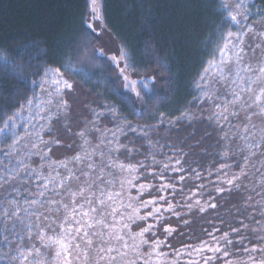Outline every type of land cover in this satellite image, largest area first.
I'll use <instances>...</instances> for the list:
<instances>
[{
    "label": "trees",
    "instance_id": "obj_1",
    "mask_svg": "<svg viewBox=\"0 0 264 264\" xmlns=\"http://www.w3.org/2000/svg\"><path fill=\"white\" fill-rule=\"evenodd\" d=\"M97 3L101 19L91 12L89 0H0V58L8 62L5 69V60L0 59V128L6 116L19 110L26 99L40 98L16 118L15 127L9 121L8 128L0 132V264H35L41 259L53 264L55 247L42 246L49 243L47 236L54 235L48 226L59 232L57 224L72 208L66 188L58 189L57 195L51 191L53 185L42 187L53 167L60 173L58 180L68 174V169L80 177L64 182L72 192L88 187L83 182L89 177L81 175V170L95 179L101 168V174L119 190L120 180L129 175L119 169V163L138 169L136 185L153 186L142 198H155V207L161 209L160 219L149 218L147 223L155 225V238L165 241L160 251L166 253L163 259L167 264L173 260L177 264H203L207 257H213L209 264H253L252 257L257 262L264 259V253L245 251L264 247L259 239L264 236V148L256 147L264 118L252 117L254 124L261 123V128H255L245 120V111L239 105L234 108L229 103L233 99L231 88H235L229 84L237 79L234 70L224 85L212 79L199 80L224 33L247 32L249 26L257 32L264 30V0H243L248 19L238 17L240 26L225 18L220 0ZM228 3L231 5V0ZM100 31L115 43V55L105 53ZM243 40L241 47L248 48H244L248 53L245 57L253 56V62L264 63V36L248 33ZM258 43L261 47L255 48ZM249 45L255 48V54ZM21 52L22 58L17 55ZM45 68L60 69L63 79L73 86L63 92L67 101L64 110L47 104L44 107L49 112L36 108L37 103L49 98L39 86L44 79L50 84L52 76L44 77ZM129 81L136 82L140 97L125 86ZM197 82L206 87L197 88ZM49 84L43 86L53 93L55 103L56 93ZM241 95L248 100L247 94ZM76 98L82 103L81 110L75 108ZM225 106L229 113L239 111V115L226 113L227 120L214 116ZM50 115L54 118L49 124ZM38 132L51 147L44 159L41 149L46 148ZM13 139L20 142L9 149ZM53 140L59 143L52 144ZM124 146L132 150L130 155L124 154ZM85 148L95 154L83 162L69 163L68 169L59 167V162L70 161ZM87 163H93L97 171L91 172ZM164 184L169 187L157 191ZM91 191L100 195L94 186L85 195ZM40 192L45 195L40 196ZM129 194L135 197L137 189L131 188ZM33 200L39 203H31ZM77 201L83 203L79 197ZM168 203L178 216L167 211ZM212 204L216 207H210ZM148 211L142 209L141 215ZM162 225L176 231L168 235ZM133 230L139 229L133 225ZM41 232L46 234L43 241ZM225 234L233 244L226 243ZM146 236L152 239L151 233ZM202 241L222 251L198 255L193 248ZM37 249L40 256L35 255ZM178 251L182 254L177 257ZM97 258L90 252L87 262L81 256L73 264H93ZM133 258L129 253L127 259Z\"/></svg>",
    "mask_w": 264,
    "mask_h": 264
},
{
    "label": "snow or ice",
    "instance_id": "obj_2",
    "mask_svg": "<svg viewBox=\"0 0 264 264\" xmlns=\"http://www.w3.org/2000/svg\"><path fill=\"white\" fill-rule=\"evenodd\" d=\"M91 12L94 14L96 19H101L99 6L97 0H89ZM220 9L226 12V19L230 20L232 24L240 26L242 21L238 17H243L244 20H247L246 15L248 9L243 7V0H231V5H229L228 0H220ZM88 28H92L91 24L87 25ZM248 33H252L254 36H264V30L259 32L255 31L251 26L248 27L247 32H233L231 30L224 33L221 37L220 43L216 45V50L213 53L212 57L207 61L206 66L203 68L202 73L199 76V80L212 79L216 83L224 85L228 83V77L233 72V66L235 67V77L237 79H232L229 87L235 85V88H231L230 95L233 97L229 103L235 108L239 105L245 111V120L251 122L253 116H259L264 118V63H260L258 68L252 67V65H244V57L248 55L245 52V49L241 47L244 43L243 37ZM231 45V49H230ZM252 48L253 54H255V48H260V44H256L255 48L252 45H249ZM22 58L23 53L17 54ZM124 52L121 50V57L123 58ZM4 59L5 63L3 68H8V62L6 58ZM115 60L116 58L113 57ZM243 65V66H242ZM241 72L244 73H255V75L248 76L245 78L241 75ZM51 73V80L49 84L48 79H44L43 83L39 86L43 92L47 93L49 97L46 101H41L36 104V108L41 112H49L50 110L44 107L45 104L53 105L58 110H64L67 108V101L63 99V92L65 89L71 91L72 84L67 80L63 79V73L60 69H49L45 68L44 77H49ZM128 77L125 76V80ZM35 83V81H34ZM49 84L50 87H53L56 93L55 103L53 101V93L49 92L47 88L43 85ZM253 85H258V88H254ZM126 87H130L133 91L136 92L137 97H140L141 93L136 91V82L129 81ZM197 88L206 87V85H200L199 82L196 84ZM144 88L148 89V85L144 84ZM151 91V89H148ZM219 91V90H217ZM242 93L248 95V100H244ZM208 99H211L209 96ZM40 100L39 97H33L26 99L23 104L19 106L13 115H8L4 119V127L0 128V132H4L8 128V122L12 121L13 126L15 127V120L23 112L28 111V109L34 104L35 101ZM243 100V103L241 101ZM250 101V102H249ZM202 102V101H201ZM220 107V105H216ZM252 109L249 114L248 110ZM238 116L239 111H232L229 113L228 107L225 106L223 111L220 113H214V116L217 118L222 117L227 120L228 115ZM40 115V112H37V116ZM54 117L51 115L48 117L49 124ZM161 119L163 115L161 114ZM44 128V126H41ZM235 127V126H234ZM255 127V125H253ZM50 131V129H45ZM132 131H135L133 128ZM244 132H249L248 125H244ZM81 137L84 136L83 132L78 133ZM115 135V134H114ZM253 136L257 133L253 132ZM40 143L45 144V149H41L44 155L41 156V159L47 155V151H51V147L48 146V142L43 140V136L40 133H37ZM260 140L256 143V147L264 148V129H261L259 132ZM247 139V137H245ZM19 139H13V143L9 145V149L14 148L16 144H19ZM58 140H53L52 144H58ZM84 144L87 145V139L84 140ZM34 147H39V144L33 142ZM71 147V145H69ZM126 148L124 153L126 156L131 154V149ZM119 150L118 148L116 149ZM95 153H89L85 148L83 153H78L76 156L72 157L70 161H61L59 162V167L68 169V164L72 162H83L86 159H89ZM255 154V153H253ZM264 154V153H262ZM247 159V158H246ZM55 163V162H54ZM106 167L112 168V164H107ZM118 167L121 171L128 172V177L122 178L120 180V188L116 190L115 184L113 181H109L101 173L104 171L103 168L100 169V172H97L96 178L91 179V173L81 170V175L89 177L83 183L86 184L87 188H79L77 191L72 192L70 188L65 185V181H70L73 178L79 180L80 177L76 176L75 173L68 169V174L60 177V173L56 167L52 168V172L48 176L44 177L45 183L42 184L44 189H48L49 185H53L51 191L59 195L60 192L58 189H67L72 197L71 204V213L61 217L60 222L57 224L59 232L56 228H53L52 225H49V229L54 233L52 236H47L49 243L42 244L43 247H55V259L53 264H73V260H79L81 256L84 258L85 262L89 260L90 252H95V255L98 257L93 261V264H101V261H106V264H167L165 259L166 253L160 251V249L165 245V241L156 239L155 225L147 223L149 218L153 220L160 219L161 209L155 207L157 201L153 199H143L145 192L151 193L152 187L148 184H139L136 185L134 182L139 180V175H136L138 169L134 165H125L119 163ZM141 167L143 165L141 164ZM167 167V165H165ZM86 168L90 169L91 172H96V166L93 163H87ZM52 173H55L53 175ZM246 175V173H244ZM237 179L239 177H236ZM183 179V177H181ZM231 184L232 180L227 181ZM111 185V188H109ZM125 185H128V188H125ZM95 187L99 191L100 195L96 196L95 191H91L90 195H85L86 191ZM135 187L137 189V195L133 197L130 195V189ZM169 185L164 184L157 191L168 188ZM40 196H44V192L39 193ZM77 197L83 200V203H78ZM94 197V199H93ZM125 197L127 202H125ZM159 199H165L163 196H160ZM51 202V201H50ZM31 203H39V201L33 200ZM198 204L199 201H196ZM87 205V209H85ZM67 209L68 205L64 206ZM190 207V206H189ZM210 207L215 208L216 205L212 204ZM142 209H150V211L141 215ZM204 211V208L200 209ZM167 211L174 212L173 206L171 203H168ZM7 215V212L5 213ZM79 216L77 219L76 217ZM111 217V222L108 221V218ZM144 223L141 224L140 222ZM55 224L56 221L54 220ZM133 225L138 228V231L133 230ZM99 226V230L97 229ZM164 232L171 235L176 229L171 228L170 226L162 225ZM233 231H238V229H233ZM151 233L152 239L150 240L146 234ZM45 233L41 232L39 234L40 239L43 241L45 239ZM212 235V233H209ZM31 238V237H30ZM223 239L227 244H233L231 239H228L227 234L224 235ZM259 239L264 242V236L259 237ZM82 244L85 247H82ZM171 247V245H168ZM185 247H191L185 245ZM193 251L198 255L205 252H214L220 253L222 249L218 246H208L207 241H202L199 247L193 248ZM245 251L251 252H260L264 253V247L257 248L253 246L250 250L245 248ZM129 253L134 257L133 259H127ZM33 253L29 251V255ZM179 251L177 252V257L181 255ZM23 255V253H21ZM36 256H40L41 253L39 249L36 250ZM188 255L191 256L192 252H188ZM224 255H228L227 252H224ZM28 257L25 256L26 260ZM213 257H207L203 259V264H209V261ZM253 264H264V259H261L259 262L255 260V257H252ZM35 264H46V261L36 260ZM172 264H177L176 260L172 261ZM189 264H200V261H190Z\"/></svg>",
    "mask_w": 264,
    "mask_h": 264
},
{
    "label": "rangeland",
    "instance_id": "obj_3",
    "mask_svg": "<svg viewBox=\"0 0 264 264\" xmlns=\"http://www.w3.org/2000/svg\"><path fill=\"white\" fill-rule=\"evenodd\" d=\"M97 25H94V27H96ZM100 33V36H101V43H102V45H103V48H104V50H105V53L106 54H109V55H111V54H113V55H115L117 52H118V49H117V47H116V45H115V43L111 40V38L106 34V33H104V32H102V31H100L99 32ZM249 44V42L247 43V45ZM258 44H261V43H258ZM244 48H247V47H244ZM248 49V48H247ZM249 51H250V49H249ZM254 57L253 56H248L247 58L246 57H244V65H246V64H251L252 65V67H254V68H258V66H259V63H260V61L259 62H253V59ZM263 59V58H262ZM243 66V65H242ZM233 70L234 71H236V69H235V67L233 66ZM250 74L251 73H244V72H241V75L242 76H244L245 78H247L248 76H250ZM225 90H227V91H229L228 90V88L226 87V89ZM74 101H75V108L77 109V110H81V108H82V103H80V100H78V98H76V99H74ZM73 101V102H74ZM250 123V125H255V128H258L260 125H261V123H259L258 125H256V124H254V121H251V122H249ZM259 128H261V127H259ZM262 129V128H261Z\"/></svg>",
    "mask_w": 264,
    "mask_h": 264
}]
</instances>
